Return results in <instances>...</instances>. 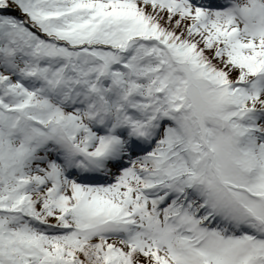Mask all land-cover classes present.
Returning <instances> with one entry per match:
<instances>
[{"label":"snow or ice","instance_id":"snow-or-ice-1","mask_svg":"<svg viewBox=\"0 0 264 264\" xmlns=\"http://www.w3.org/2000/svg\"><path fill=\"white\" fill-rule=\"evenodd\" d=\"M0 264H264V0H0Z\"/></svg>","mask_w":264,"mask_h":264}]
</instances>
